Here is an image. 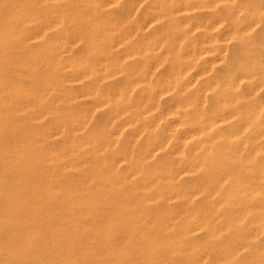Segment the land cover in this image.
Wrapping results in <instances>:
<instances>
[{"label": "bare ground", "instance_id": "obj_1", "mask_svg": "<svg viewBox=\"0 0 264 264\" xmlns=\"http://www.w3.org/2000/svg\"><path fill=\"white\" fill-rule=\"evenodd\" d=\"M128 1L0 0V264H264V103L245 101L264 86V65L256 58L239 65L243 75L231 67L221 77L208 64L197 69L205 51L184 29L208 25L173 17L212 7L207 0H149L141 25L132 1L142 0ZM263 8L256 0L230 9L246 16L232 34L250 30ZM162 19L166 30L151 33ZM84 41L93 57L73 51ZM162 63L167 76L153 82ZM85 80L96 106H111L91 132L70 86ZM208 91L212 115L202 112ZM170 114L187 130L172 150L180 158L151 160L166 146L153 129ZM142 132L150 135L136 150Z\"/></svg>", "mask_w": 264, "mask_h": 264}, {"label": "rangeland", "instance_id": "obj_2", "mask_svg": "<svg viewBox=\"0 0 264 264\" xmlns=\"http://www.w3.org/2000/svg\"><path fill=\"white\" fill-rule=\"evenodd\" d=\"M256 0H230V1H222L218 0L214 4H211L209 0H207V4L211 5L212 7H208L205 9H199L194 10L189 13L183 14L179 13L178 17H173L174 20L177 22L182 21H188L191 23H204L208 25V28L205 29H197V30H191L189 28H185L184 31L185 34L190 37L191 41H194L191 44V47L193 45H197L196 48H201L205 52L202 55L198 56V59L196 62L197 69H202L206 64L210 65L212 68V72L217 76L221 77L224 75H227L231 72L232 69L234 71H238L240 75H243L244 73L239 69V65L243 64L247 61H252L258 58L260 60L261 65H264V8L261 10L260 14H257V18L254 22L260 20L256 24L252 26L250 30H247L246 32H243L240 35L232 34L233 32V25L235 21H239L241 23H245L246 16L243 13H236L234 12L233 15H231L230 9L233 10L234 7H240L241 5H246L249 3H252ZM130 6V2L128 0H121L120 7L121 8H127ZM136 7L134 10L133 8ZM132 23L141 25L145 23V17L147 14L151 13L152 10V2L149 0H142L140 1L136 6H134V3L132 1ZM229 11V12H228ZM212 20H217L218 23H216L212 28L209 27L210 22ZM156 23H151L147 27L150 28L151 33L156 34H162L167 26L168 23L165 19L161 20V26L158 28L155 27ZM150 26V27H149ZM147 30V29H146ZM190 43V42H189ZM189 43H183L182 44V51L187 50L190 45ZM139 44L137 43V39H134L132 42V49L137 47ZM79 48H76V46L72 47L74 48V52L78 53H85L86 56L89 55V57H93L88 53V46L86 42L84 41L82 45H79ZM117 52V55H120L122 52V45H118L115 47V51ZM88 54V55H87ZM99 54V53H98ZM100 55V54H99ZM99 61V60H98ZM99 65H101L102 69H100V73H106L110 74V68L107 66L106 62H101ZM137 65L135 61H132V66ZM253 65V63L251 64ZM232 67V69H231ZM154 70L153 82L156 79L159 78H165L167 76V63H162L161 65H158L156 68L152 69ZM101 77V76H100ZM99 77V78H100ZM113 77H107L102 78L100 80L101 87L105 88L109 85V82L112 80ZM185 79H187V76H184ZM115 79L119 83H124V78H120L119 76H116ZM196 83L201 86H207L208 80L204 76H198L195 77ZM99 81V80H98ZM247 80L241 81L240 91L243 94H246L249 86H248ZM71 91L77 95V98L74 100L75 105L77 108L80 107V109H84L89 117L87 118L88 124H87V131H96L99 129H103L104 127L102 124L104 123V120L106 117L110 114L111 106L110 105H101L96 106L98 103V98L90 95L89 89H90V82L85 80L81 84L73 82L71 83ZM142 88L140 86L137 87L138 94ZM83 94V95H82ZM89 94V95H88ZM211 92L208 91L206 94L205 102H204V108L202 112L205 115H212L213 109H212V103L214 101V98L210 96ZM246 102H249L250 104L254 103H264V86L258 88L252 97H246ZM169 100L166 98V96H162L159 98V108L157 114H160V111L164 109L166 106H168ZM178 116L174 114L165 115L162 117V119L159 121L156 128L153 129V136L157 140H166V146L163 148V150L158 149L155 151V154L153 157H151V160H166L167 162H173L175 160H178L180 157L179 155H176L172 152L173 148H175L178 145V139H180V136H184L187 133V130L183 131V127L178 125ZM149 120V119H148ZM147 120V122H149ZM46 124L50 123V121H46ZM120 121L118 119L113 120L109 126L112 128H117ZM218 125L215 126L213 129V134L215 135L217 132ZM236 127L235 123H232V125L229 128ZM107 128H109L107 126ZM152 128H150L151 130ZM150 133L149 132H142L140 135L136 137V144L135 149L141 150L143 148V145L145 141L149 138ZM251 132L243 135V139H246V137L250 136ZM129 137V133L126 129L123 130L122 135L119 137L120 141H125ZM192 140L187 139L185 140V144L182 147L185 152L192 149ZM261 145L264 144V140L260 141ZM235 145V144H233ZM161 153H164L161 155ZM199 157V156H198ZM200 159V157H199ZM182 162V161H181ZM184 163V162H182ZM185 176V175H181ZM200 238V237H199ZM257 243L263 242V237L256 238Z\"/></svg>", "mask_w": 264, "mask_h": 264}]
</instances>
